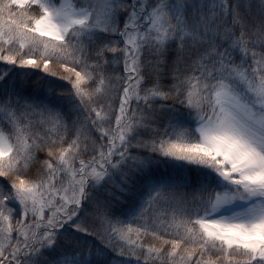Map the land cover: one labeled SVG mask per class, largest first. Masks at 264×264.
I'll return each instance as SVG.
<instances>
[{
    "label": "snow or ice",
    "instance_id": "snow-or-ice-1",
    "mask_svg": "<svg viewBox=\"0 0 264 264\" xmlns=\"http://www.w3.org/2000/svg\"><path fill=\"white\" fill-rule=\"evenodd\" d=\"M0 264H264V0H0Z\"/></svg>",
    "mask_w": 264,
    "mask_h": 264
}]
</instances>
